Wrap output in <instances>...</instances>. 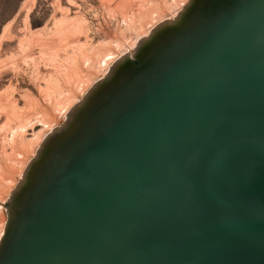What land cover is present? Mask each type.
Segmentation results:
<instances>
[{"label": "water", "instance_id": "1", "mask_svg": "<svg viewBox=\"0 0 264 264\" xmlns=\"http://www.w3.org/2000/svg\"><path fill=\"white\" fill-rule=\"evenodd\" d=\"M0 264H264V0H189L39 144Z\"/></svg>", "mask_w": 264, "mask_h": 264}, {"label": "rangeland", "instance_id": "2", "mask_svg": "<svg viewBox=\"0 0 264 264\" xmlns=\"http://www.w3.org/2000/svg\"><path fill=\"white\" fill-rule=\"evenodd\" d=\"M188 1L0 0V238L6 200L45 136Z\"/></svg>", "mask_w": 264, "mask_h": 264}, {"label": "bare ground", "instance_id": "3", "mask_svg": "<svg viewBox=\"0 0 264 264\" xmlns=\"http://www.w3.org/2000/svg\"><path fill=\"white\" fill-rule=\"evenodd\" d=\"M172 6V5H171ZM8 27V26H7ZM7 32V31H6ZM109 61V60H108Z\"/></svg>", "mask_w": 264, "mask_h": 264}]
</instances>
